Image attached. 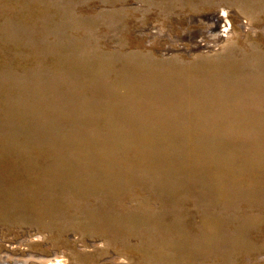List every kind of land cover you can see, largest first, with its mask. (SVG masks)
<instances>
[{
  "label": "rangeland",
  "instance_id": "1",
  "mask_svg": "<svg viewBox=\"0 0 264 264\" xmlns=\"http://www.w3.org/2000/svg\"><path fill=\"white\" fill-rule=\"evenodd\" d=\"M0 250L264 264V0H0Z\"/></svg>",
  "mask_w": 264,
  "mask_h": 264
},
{
  "label": "bare ground",
  "instance_id": "2",
  "mask_svg": "<svg viewBox=\"0 0 264 264\" xmlns=\"http://www.w3.org/2000/svg\"><path fill=\"white\" fill-rule=\"evenodd\" d=\"M206 18H207V22L209 21L210 23H211V25L209 26V28L211 29V30H215V31H218L219 30V28L221 27H223L222 28V31L220 32V35H218V37H221V36H224L225 34L227 35V30H226V22H225V16H224V14H211V15H208V16H206ZM206 22V23H207ZM202 23H203V21H202ZM224 23V24H223ZM222 24V26H220ZM207 25V24H206ZM205 28V27H204ZM207 29H208V27H207ZM206 29V30H207ZM200 31L201 30H199V33H200ZM220 31V30H219ZM197 32V31H196ZM211 35V34H210ZM216 37V36H215ZM2 249V248H1ZM1 251V250H0ZM43 258V257H42ZM36 260H37V258H36ZM39 261V260H38ZM0 264H2V263H0Z\"/></svg>",
  "mask_w": 264,
  "mask_h": 264
}]
</instances>
